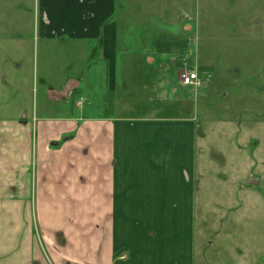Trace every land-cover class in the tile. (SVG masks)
Returning a JSON list of instances; mask_svg holds the SVG:
<instances>
[{
	"label": "crops",
	"instance_id": "obj_1",
	"mask_svg": "<svg viewBox=\"0 0 264 264\" xmlns=\"http://www.w3.org/2000/svg\"><path fill=\"white\" fill-rule=\"evenodd\" d=\"M116 13L117 0H0V47L66 40L97 48L91 67H105L97 84L93 70L74 75L88 97L65 112L42 96L59 90L40 95L35 82L40 103L0 102V264H208L197 244L200 216L208 228L199 124L182 114L188 99L147 109L127 96L118 52L135 55Z\"/></svg>",
	"mask_w": 264,
	"mask_h": 264
},
{
	"label": "rangeland",
	"instance_id": "obj_2",
	"mask_svg": "<svg viewBox=\"0 0 264 264\" xmlns=\"http://www.w3.org/2000/svg\"><path fill=\"white\" fill-rule=\"evenodd\" d=\"M116 20L128 29L121 42L135 55L124 60L126 50L118 52L127 96L147 109L188 99L182 114L192 113L199 124L205 164L195 181L208 225L204 233L200 216V254L208 264H264V0H117ZM85 49L66 40L31 50L0 47V55L15 50L13 63L0 62V102L9 96L15 104H36V84L40 95L59 90L42 96L62 112L66 101L84 103L86 88L70 80L90 69L97 84L105 72L91 67L97 48ZM188 71H199L200 86L186 87L181 75ZM157 73L161 97L152 90Z\"/></svg>",
	"mask_w": 264,
	"mask_h": 264
},
{
	"label": "built area",
	"instance_id": "obj_3",
	"mask_svg": "<svg viewBox=\"0 0 264 264\" xmlns=\"http://www.w3.org/2000/svg\"><path fill=\"white\" fill-rule=\"evenodd\" d=\"M181 80L186 86H200L202 79L200 78L199 71H188L181 75Z\"/></svg>",
	"mask_w": 264,
	"mask_h": 264
}]
</instances>
